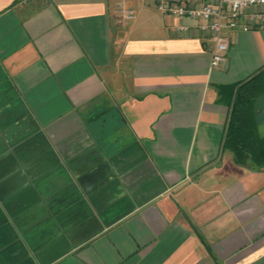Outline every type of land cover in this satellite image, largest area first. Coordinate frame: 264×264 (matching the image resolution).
Segmentation results:
<instances>
[{
    "label": "crops",
    "instance_id": "crops-1",
    "mask_svg": "<svg viewBox=\"0 0 264 264\" xmlns=\"http://www.w3.org/2000/svg\"><path fill=\"white\" fill-rule=\"evenodd\" d=\"M128 5L0 0V264H264V171L224 147L264 29L213 70L193 22Z\"/></svg>",
    "mask_w": 264,
    "mask_h": 264
},
{
    "label": "built area",
    "instance_id": "built-area-1",
    "mask_svg": "<svg viewBox=\"0 0 264 264\" xmlns=\"http://www.w3.org/2000/svg\"><path fill=\"white\" fill-rule=\"evenodd\" d=\"M164 15L189 20L212 41L211 68L219 70L229 62L231 40L228 31L264 29V0H145ZM114 13L123 21L134 22L137 11L128 0H113ZM188 32V26L180 27Z\"/></svg>",
    "mask_w": 264,
    "mask_h": 264
},
{
    "label": "trees",
    "instance_id": "trees-1",
    "mask_svg": "<svg viewBox=\"0 0 264 264\" xmlns=\"http://www.w3.org/2000/svg\"><path fill=\"white\" fill-rule=\"evenodd\" d=\"M263 101L264 68L233 88L224 138V147L233 153L236 162L257 171H264V134L256 114Z\"/></svg>",
    "mask_w": 264,
    "mask_h": 264
},
{
    "label": "rangeland",
    "instance_id": "rangeland-1",
    "mask_svg": "<svg viewBox=\"0 0 264 264\" xmlns=\"http://www.w3.org/2000/svg\"><path fill=\"white\" fill-rule=\"evenodd\" d=\"M257 117L260 124V132L264 134V101L259 104V108L257 110Z\"/></svg>",
    "mask_w": 264,
    "mask_h": 264
}]
</instances>
